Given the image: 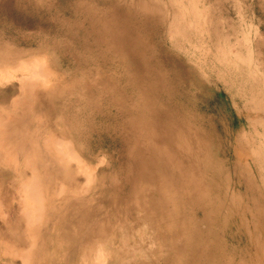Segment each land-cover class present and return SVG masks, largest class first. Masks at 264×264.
<instances>
[{"label": "rangeland", "instance_id": "1", "mask_svg": "<svg viewBox=\"0 0 264 264\" xmlns=\"http://www.w3.org/2000/svg\"><path fill=\"white\" fill-rule=\"evenodd\" d=\"M0 70V264H264V0H0Z\"/></svg>", "mask_w": 264, "mask_h": 264}, {"label": "bare ground", "instance_id": "2", "mask_svg": "<svg viewBox=\"0 0 264 264\" xmlns=\"http://www.w3.org/2000/svg\"><path fill=\"white\" fill-rule=\"evenodd\" d=\"M32 31H33V30H32ZM29 60H30V59H29ZM30 62H32V61H30ZM33 62H35V64H34ZM33 62H32L31 64H29V66H28V64L26 65L25 62H22V61L20 62V63H24L23 65L28 66V67H27L28 71H29V67L31 68V65L34 64V66L32 67L33 71H32V69L30 70V72H31V71H32V72L29 74V75H30V78H29V79H33V78L37 75V73H39V72H36V71H35L36 69H41V68H37V66H36V64H37L36 62H37V61H36V59H34ZM38 62H39V61H38ZM42 62H44V61H41V62L39 63V66L41 65ZM43 65H44V64L42 63L41 66H43ZM45 65H46V64H45ZM20 66H21V65H20ZM35 66H36V67H35ZM39 66H38V67H39ZM41 66H40V67H41ZM18 68H19V67H18ZM23 68H24V66H23V67L21 66V67H20V70L23 69ZM35 68H36V69H35ZM14 69H15V68H14ZM16 69H17V68H16ZM24 69H25V68H24ZM27 69H26V71H27ZM43 69H44V68H43ZM20 70H19V71H20ZM0 71H1V70H0ZM6 72H7V71H6ZM34 72H36V73H34ZM40 72H42V71L40 70ZM2 73H3V72H2ZM2 73H1V74H2ZM13 73H15V72L13 71ZM22 73H23V72H22ZM28 73H29V72H28ZM32 73H33V76H31ZM6 74H7V73H6ZM41 74H42V73H41ZM3 75H5V74H3ZM9 75H11V74H9ZM25 75H26V74H25ZM38 75L40 76V74H38ZM45 75H47V72H46ZM48 75H49V74H48ZM48 75H47V76H48ZM39 76H38V77H39ZM50 76H51V75H50ZM50 76H49V77H50ZM2 77H3V76H2ZM2 77L0 76L1 82H2V79H3ZM4 77L7 78L6 75H5ZM21 77H22V76H21ZM40 77H41V76H40ZM27 78H28V77H26V79H27ZM35 78L37 79V77H35ZM8 79H9V78H8ZM12 79H14V78H12ZM17 79H18V78H17ZM22 79L24 80V77H23ZM39 79H40V78H39ZM39 79H38V81H39ZM41 79H42V81L44 80L43 77H42ZM48 79H49V78H48ZM9 80H10V79H9ZM18 80H19V79H18ZM3 81H4V79H3ZM5 81H6V80H5ZM45 81H46V79H45ZM45 81H44V83H45ZM48 81H49V80H48ZM16 82H18V81H16ZM20 82H21V86H19V87H20V91H19V92H20V99H21V101H20L19 104H18L19 101H15V102H13V103H12V106H16L17 104H18V106H20V105H22V103H23L24 105H25V103H29L30 105L33 106V104H34L33 100H34L35 97H36V96H35V94H36V93H35V88H37V87H35V84H34L33 81L31 82V81H26V80H24V81H20ZM20 82H19V83H20ZM40 82H41V81H40ZM3 83H4V82H3ZM41 83H42V82H41ZM41 83H40V84H41ZM46 83H47V82H46ZM46 83H45V84H46ZM8 84H9V83H8ZM15 84H16V83H15ZM50 84H51V83H50ZM53 85H54V84H53ZM9 86H10V85H9ZM17 86H18V85H17ZM37 86H38V85H37ZM6 87H7V86H6ZM45 87H46V86H45ZM37 89H42V87H41V88H37ZM14 91H15V90H14ZM38 91H39V90H38ZM44 91H45V90L42 89V92H44ZM17 93H18V92H17ZM34 93H35V94H34ZM37 93H38V92H37ZM37 95H38V94H37ZM15 96H16V95H15ZM15 96H13V97H15ZM38 96H39V95H38ZM41 97H42V96H41ZM8 98L10 99V98H12V97H8ZM15 98H16V97H15ZM36 98H37V97H36ZM42 98L44 99L45 97H42ZM49 98H50V97H49ZM13 99H14V98H12L11 100H13ZM16 99H17V98H16ZM37 99H38V101L40 100L39 97H38ZM44 100H45V99H44ZM8 101H10V100H8ZM47 101H49L48 98H47ZM32 102H33V104H31ZM0 103H1V102H0ZM4 103H5V102H2V104H4ZM7 103H10V102H7ZM40 103H43V102L40 101ZM29 104H28V105H29ZM35 104H36V103H35ZM10 105H11V104H10ZM44 105H45V103H44ZM26 106H27V104H26ZM32 106H30V108H33ZM1 107H2V106H1ZM8 107H9V106H8ZM16 107H17V106H16ZM20 107H21V106H20ZM38 107H39V106H38ZM45 107H46V106H45ZM9 108H10V107H9ZM11 108H12V107H11ZM22 108H23V107H22ZM22 108H21V109H22ZM26 108H27V107H26ZM39 108H40V107H39ZM0 109L3 110V107L0 108ZM13 109L17 111V108H13ZM13 109H12V110H13ZM19 109H20V108H19ZM35 109H36V107H35ZM37 109H38V108H37ZM5 110H7V109H4L3 112L0 111V149H1V152H2V149H4L5 146H7L6 144L9 142V139H7V138L5 137V135H6L7 133L11 132V131L9 130V128L11 127V125H13V128H14V124H17V123H13V124H12V122H13L14 119H13L12 121H10V120L8 119L10 116H9V115H8V116H7V115H4V114L6 113V112H4ZM26 110L28 111V109H26ZM33 110H34V109H33ZM33 110L29 109V111H31V112H30L31 115H32V111H33ZM47 110H48V109H47ZM47 110H46V112H47ZM34 111H35V110H34ZM21 112H22V111H21ZM41 112H42V111H41ZM44 112H45V109H44ZM48 112H49V111H48ZM30 113H29V114H30ZM39 113H40V111H39ZM23 114H24V113H23ZM40 114L43 115L44 113H40ZM40 114H39V115H40ZM49 114H50V113H49ZM12 115H14V114L12 113ZM24 115H25V114H24ZM26 115H28V114H26ZM33 115H34V114H33ZM33 115H32V116H33ZM36 115H37V114H35L34 116L36 117ZM42 115H41V117H42ZM29 116H30V115H29ZM32 116H31V117H32ZM43 116H44V115H43ZM16 117H17V116H16ZM41 117H40V118H41ZM12 118H13V117H12ZM12 118H11V119H12ZM14 118H15V117H14ZM18 118H20L19 115H18ZM26 118H27V117H26ZM28 118H29V117H28ZM28 118H27V119H28ZM43 118H44V117H43ZM48 118H49V117H48ZM35 119H36V118H35ZM44 119H47V118H44ZM15 120H17V118H16ZM41 120H42V119H41ZM18 121H19V120H18ZM47 121H48V120H47ZM20 122H23V121H20ZM20 122L18 123V125H19V124L21 125ZM34 122H35V121H34ZM39 122H40V121H39ZM45 123H46V122H45ZM34 124H35V123H34ZM20 125H19V126H20ZM46 125H47V124H46ZM16 126H17V125H16ZM23 126H24V124H23ZM31 127H32V126H31ZM13 128H12V130H13ZM15 128H16V127H15ZM18 128H19V127H18ZM18 128H16V129H18ZM29 128H30V127H29ZM6 129L9 130V132H6V131H7ZM16 129H15L14 131H16ZM21 129H22V130H23V129L25 130V129H26V126H25V128L23 127V128H21ZM19 130H20V128H19ZM22 130H21V132H22ZM24 130H23V132H24V134L26 133V135L28 134V132H29V133L32 132V131H31V128L28 129V130H30V131H28V132H26V131H24ZM32 130H33V129H32ZM38 131H39V130H38ZM16 132H18V131H16ZM16 132H15V133H16ZM21 132H19L20 134H19V133H16V136L18 135V137H19V136L23 133V132H22V133H21ZM12 133H13V132H12ZM47 133H49V132H47ZM51 133H52V132H50V134H51ZM3 134H5V135H3ZM10 135H11V136H10ZM28 135H29V134H28ZM35 135H36V134H35ZM35 135H34V136H35ZM51 135H52V134H51ZM55 135H56V134H55ZM55 135H54V137H55ZM24 136H25V135H24ZM9 137H12V134H11V133H9ZM14 137H15V136H14ZM18 137H17V139H18ZM22 137H23V134L21 135V137H19V139L22 138ZM23 138H24V140H26V136L23 137ZM33 138L36 139V137H33ZM45 138H47V137L45 136ZM10 139H11V138H10ZM19 139H18V140H19ZM43 139H44V137H43ZM52 139H53V138H52ZM52 139H49V142H48L46 139H45V140L47 141V144H48V143L51 144V142H52V143L54 142L53 145H55V144L57 143L58 146L60 145V144H59L60 142H63V139H62V141H61L60 138H58V139L60 140L59 142H58L57 140L55 141V139H54V141H52ZM30 140H31V138H30ZM7 141H8V142H7ZM12 141H16L15 138H14V140L12 139ZM19 141H20V140H19ZM22 141H23V139H21V142H22ZM27 141H28V140H27ZM42 141H43V140H42ZM46 141H45V143H46ZM16 142H18V141H16ZM16 142H14V143H16ZM21 142H20V146H22ZM64 142H65V140H64ZM23 143H25V142L23 141ZM29 143L31 144V143H33V142L31 141V142H29ZM65 143H68V142H65ZM12 144H13V143H12ZM33 144H34V143H33ZM63 144H64V143H62V145H60L61 149H60V148H59V149H55V148H58V146L54 148L55 151L57 152L56 155L58 154L57 157L59 156V161H61L62 163L64 162V163H68V164H70V163H72V161H73V160H71V159L75 158V151H74V152H73V151H72V152L69 151V150L72 149V145H71V143H70V145H67L68 148L70 147V149H68L67 146H65L66 144H64V145H63ZM24 145H25V144H24ZM27 145H29V144H27ZM35 145H36V144H35ZM35 145H34V146H35ZM53 145L51 144L50 147H52ZM18 146H19V145H18ZM20 146H19V147H20ZM62 146H63V147L65 146V147L63 148ZM8 147H9V146H8ZM19 147H18V148H19ZM31 147H32V145H31ZM35 147H37V148L39 149V145H36ZM47 147H49V146H47ZM28 148H29V147H28ZM32 148H34V147H32ZM32 148H31V149H32ZM62 148H63L64 150H62ZM65 148H66L67 150H65ZM7 149H8V148H7ZM7 149H6V150H7ZM10 149H11V150L8 149V150H9L8 153H10V152H14V151H15V150H14L15 148H13V149L10 148ZM19 149H20V148H19ZM41 149H43V148H41ZM6 150H5L4 152H6ZM28 150H29V149H28ZM32 150H33V149H32ZM34 150H36V148H35ZM45 150H47V149H45ZM25 151H26V150H25ZM29 151H30V150H29ZM37 151H40V149L37 150ZM1 152H0V153H1ZM27 152H28V151H27ZM46 152H47V151H46ZM48 152H49V149H48ZM69 152H70V153H69ZM73 153H74V154H73ZM5 154H7V152L4 153V155H5ZM11 154H12V153H11ZM17 154H19V153H16V155H17ZM23 154H24V153H23ZM31 154H32V152H31ZM37 154H38V153H37ZM45 154H46V153H45ZM50 154H51V153H50ZM69 154H73V155H72L73 158L70 159V157L68 156ZM2 155H3V152H2ZM8 155L10 156V154H8ZM24 156H25V155H24ZM49 156H50V155H48V157H49ZM67 156H68V157H67ZM2 157H3V156H2ZM2 157H1V158H2ZM4 157H5V156H4ZM11 157H14V155L11 156ZM20 157H21V156H20ZM20 157H19V158H20ZM26 157H27V156H26ZM29 157H30V156H29ZM36 157H37V156H36ZM43 157H44V155H43ZM22 158H23V157H22ZM37 158H39V157H37ZM41 158H42V157H41ZM158 158H159V157H158ZM3 159H4V158H3ZM5 159H7V158L5 157ZM5 159H4V160H5ZM14 159H15V158H14ZM52 159H53V158H52ZM67 159H70L71 162L69 163V161H68ZM76 159H77V158H76ZM78 159H79V158H78ZM78 159H77V160H78ZM4 160L2 161V159H1V161H2L3 163L5 162ZM7 160L11 162V158H10V157H9ZM23 160H24V162H25V157L23 158ZM74 160H75V159H74ZM8 161H7V163H8ZM12 161H13V162H16L17 160H16V159H15V160L12 159ZM36 161H39V160H36ZM18 162H19V161H18ZM22 162H23V161H22ZM22 162H21V163H22ZM24 162H23V164H22L23 166H24ZM27 162H28V161L25 162L26 165H27ZM31 162H33V161H31ZM53 162H54V161H53ZM3 163H2V165H5V164H6V166H7V165H9V166L11 165V166H12V164H7V163L3 164ZM42 163L45 164V162H41V164H42ZM16 164H17V163H16ZM16 164H15V165H16ZM34 164H35V163H34ZM34 164H33V165H34ZM37 164H38V163H37ZM39 164H40V163H39ZM44 164H42L43 167L46 166V165H44ZM160 164H161V163H160ZM22 165H21V166H22ZM26 165H25V166H26ZM51 165H52V164H51ZM53 165H54V164H53ZM57 165H58V164H57ZM63 165H64V164H63ZM27 166H28V165H27ZM29 166H30V167L32 166L31 163H30ZM34 166H35V165H34ZM37 166H39V170L42 169V168L40 169V166H41V165H37ZM48 166H49V165H48ZM48 166H47V167H48ZM69 166H70V165H69ZM158 166H159V165H158ZM160 166H161V165H160ZM3 167H4V166H3ZM16 167H17V166H16ZM61 167H62V166H61ZM75 167H77V166H75ZM78 167H80V165H79ZM5 168H6V167H5ZM8 168H9V167H8ZM13 168H14V165H13ZM48 168H49V167H48ZM50 168H52V167H50ZM54 168H55V167H54ZM68 168H71V167H68ZM80 168H81V167H80ZM27 169H28V167H27ZM34 169H36V168H34ZM71 169H72V168H71ZM77 169H78V168H77ZM93 169H94V168H93ZM13 170H14V169H13ZM32 170H33V169H32ZM51 170H52V169H49V172H50ZM16 171H17V170H16ZM25 171H26V170H25ZM35 171H36V170H34L33 172H35ZM44 171L46 172V169H45ZM44 171H43V172H44ZM54 171H55V170H54ZM56 171H57V168H56ZM80 171H81V169L78 170V172H80ZM39 172H40V171H39ZM45 172H44V173H45ZM86 172H87V171H86ZM86 172H85V173H86ZM51 173H52V172H51ZM55 173H56V172H55ZM55 173H54V174H55ZM58 173H60V172H58ZM72 173H73V171H72ZM76 173H77V172H76ZM85 173L82 172V174H85ZM87 173H88V172H87ZM92 173H93V172H92ZM21 174H22V173H21ZM30 174H31V173H30ZM36 174H37V173H36ZM47 174H48V172H47ZM65 174H66V173H65ZM65 174H64V175H65ZM68 174H69V173H68ZM15 175H16V174H15ZM25 175H26V174H25ZM38 175H39V174H38ZM43 175H44V174H43ZM52 175H53V174H52ZM69 175H70V174H69ZM69 175H68V177H69ZM71 175H72V174H71ZM73 175H74V174H73ZM73 175H72V176H73ZM76 175H77V174H76ZM27 176H28V175H27ZM27 176H26V178H27ZM31 176H33V175H30V179H29L28 181H25V182L31 183L30 186L33 184V182H35V184H34L35 186L32 185V186H33L32 188L35 189V190L37 191V187H36L37 185H36V183H39V182H37V180H38V179H37L38 176H37V178H36V176H34V177H31ZM39 176L41 177V175H39ZM53 176H54V175H53ZM60 176H62L61 173H60ZM74 176H75V175H74ZM89 176H90V175H89ZM58 177H59V176H58ZM77 177H78V176H77ZM83 177H84V175H83ZM83 177H82V179H83ZM41 178H42V177H41ZM44 178H45V177H44ZM71 178H72V177H71ZM73 178H74V177H73ZM79 178H80V177H79ZM17 179H18V176H17ZM17 179H16V181H17ZM22 179H23V178H22ZM22 179H21V183L23 182ZM34 179H37V180L35 181ZM42 179H43V178H42ZM54 179H55V177H53V180H54ZM59 179H60V178H59ZM62 179H63V178H62ZM11 180H13V179H11ZM23 180H24V179H23ZM46 180H47V179H46ZM51 180H52V179H51ZM66 180H67V179H65V181H66ZM72 180H73V179H72ZM89 180H91V178H90ZM19 181H20V180H19ZM19 181H18V183H19ZM86 181H87V180H86ZM43 182H44V181H43ZM54 182H55V180H54ZM87 182H88V181H87ZM23 183H24V182H23ZM56 183H57V182H56ZM24 184H25V187H26V186H27V185H26L27 183H24ZM24 184H23V185H24ZM42 184H43V183H42ZM51 184H52V182H51ZM83 184H84V183H83ZM19 185H20V184H19ZM53 185H54V184H53ZM84 185H85V184H84ZM86 185H87V184H86ZM88 185H89V184H88ZM12 186H13V185H12ZM20 186H22V185H20ZM20 186H19V188H20ZM30 186H29V187L27 186V188H30ZM43 186H44V185H43ZM62 186H63V185H62ZM25 187H22V191L25 189ZM40 187L42 188V186H40ZM48 187H49V186H48ZM50 187H51V186H50ZM50 187H49V188H50ZM54 187H55V186H54ZM57 187H59V185H57ZM65 187H66V186H65ZM19 188H18V189H19ZM27 188H26V189H27ZM32 188H31V190H32ZM59 188H61V187H59ZM86 188H87V186H86ZM86 188H85V189H86ZM7 189H8V188H7ZM18 189H16V191H17ZM39 189H40V188H38V190H39ZM27 190H28V189H27ZM31 190H30V191H31ZM41 190H43V189H41ZM73 190H74V188H73ZM22 191H21V192H22ZM30 191L28 190L27 192L30 193ZM32 191H33V190H32ZM32 191H31V192H32ZM36 191H33L32 193L35 195V194H36ZM74 191H75V190H74ZM21 192H19V194H21ZM24 192H26V191L24 190ZM47 192H48V191H46L45 193H47ZM58 192H60V193H57V192H56V195L59 194V196H60V195H61V192H62V188L60 189V191L58 190ZM15 193L17 194V192H15ZM50 193H51V192H50ZM71 193H72V192H71ZM83 193H84V191H83ZM33 194H32V195H33ZM39 194L41 195V193H39ZM86 194H87V192H86ZM56 195H55V196H56ZM62 195H63V194H62ZM72 195H73V194H72ZM84 195H85V194H84ZM3 196H4V195H3ZM59 196H58V197H59ZM65 196H67V195H65ZM68 196H69V195H68ZM73 196H74V195H73ZM81 196H82V195H81ZM25 197H26V196H25ZM33 197H34V196H33ZM53 197H54V196H53ZM71 197H72V196H71ZM77 197H78V196H77ZM7 198H8V197H7ZM7 198H6V200H8ZM39 198L41 199V201H42V199H43V201H44V196H43V197H40V196H39ZM48 198H49V197H48ZM62 198H63V197H62ZM66 198H67V197H66ZM66 198H65V200H67ZM69 198H70V197H69ZM69 198H68V199H69ZM1 199H2V198H1ZM31 199H32V198H31ZM37 199H38V198H37ZM71 199H72V198H71ZM71 199H70V200H71ZM74 199H75V198H74ZM78 199H79V198H78ZM90 199H91V198H90ZM4 200H5V199H4ZM9 200H10V199H9ZM29 200H30V199H29ZM12 201H13V200H12ZM12 201H11V203H12ZM20 201H22V200H20ZM23 201H24V200H23ZM35 201H36V204L39 205V208H38V207H31V206H30L31 209L29 208V209L27 210V208L29 207V206L27 207V205H28L27 203H28V202H26V204H27L26 206H22V207H25L26 211H25V212L22 211V212H24V213H23L24 216H23L21 219L24 218V221L26 222V226L28 227L27 230H28V232L31 231V234H33L32 236H34V232H35V234H36V232L38 231V230H37V231L32 232L33 229H37V227H38V226L36 225L37 227H36V228H33V227L35 226L34 223H36V222L39 221V220H40V222H41V221L43 222V219H44V218L46 219V217H47V216L45 215L46 212H47L46 209H47V207L49 206V205L45 206V207H46V209H45V210H46L45 214H44L43 211H41V212H43L42 214H44L46 217L43 216V217H44V218L42 217L43 219H42V218H39V220H37V215L40 216L39 214L41 213V212H40V210H41V205H40V204H42V203L39 202L40 200H36V199H35ZM35 201L33 200L32 203L35 202ZM45 201H47V200H45ZM45 201H44V202H45ZM58 201H59V200H58ZM80 201H81V200H80ZM4 202H5V201H4ZM4 202H3V203H4ZM38 202H39V204H38ZM44 202H43V203H44ZM51 202H53V201H51ZM62 202L64 203V201H62ZM85 202H86V201H85ZM89 202H90V201H89ZM1 203H2V202L0 201V204H1ZM21 203H23V202H21ZM46 203H47V202H46ZM48 203H49V202H48ZM48 203H47V204H48ZM53 203H54V202H53ZM56 203H57V202H56ZM90 203H92V201H91ZM75 204H76V203H75ZM79 204H80V203H79ZM23 205H24V203H23ZM44 205H45V204H44ZM44 205H43V206H44ZM84 205H85V204H84ZM91 205H92V204H91ZM91 205H90V206H91ZM20 206H21V204H20ZM56 206H57V205H56ZM2 207H3V205H2ZM7 207H8V206H7ZM26 207H27V208H26ZM70 207H71V206H70ZM80 207H81V206H80ZM16 208H17V207H16ZM49 208H50V207H49ZM71 208H72V207H71ZM19 209L22 210V208H19ZM19 209H17V210H19ZM42 209H43V207H42ZM54 209H56V208H54ZM90 209H91V208H90ZM9 210H10V209H9ZM59 210H60V209H59ZM65 210H66V209H65ZM83 210H84V209H83ZM92 210H94V209H92ZM0 211H1V210H0ZM90 211H91V210H90ZM2 212H3V211H2ZM20 212H21V211H20ZM20 212H19V214H20ZM22 212H21V213H22ZM67 212H68V211H67ZM75 212H76V211H75ZM83 212H84V211H83ZM93 212H94V211H93ZM93 212H91V213H93ZM76 213H77V212H76ZM76 213H75V214H76ZM79 213H80V212H79ZM79 213H78V215H80ZM2 214H4V212H3ZM2 214L0 213V216H1V217H2ZM16 214H17V212H16ZM63 214H64V212H63ZM4 215L8 216L7 214H4ZM4 215H3V216H4ZM20 215L22 216V214H20ZM87 215H88V214H87ZM85 217H86V214H85ZM3 218H4V217H3ZM17 218H18V217H17ZM36 220H37V221H36ZM8 221H9V220H8ZM8 221H7V222H8ZM10 221H11V220H10ZM16 221H17V219H16ZM84 221H85V220H84ZM0 222H1V219H0ZM19 222H20V220H19ZM46 222H47V221H46ZM54 222H55V221H54ZM79 222H80V221H79ZM2 223H3V221H2ZM4 223H5V222H4ZM23 223H24V222H23ZM51 223H52V222H51ZM0 224H1V223H0ZM36 224H37V223H36ZM46 224H47V223H46ZM60 224H61V223H60ZM1 225H2V224H1ZM13 225H14V224H13ZM44 225H45V223H44ZM50 225H51V224H50ZM3 226H6V225H3ZM11 227H13V226H11ZM16 227H17V226H16ZM42 227H43V226L41 225L40 228L42 229ZM12 229H13V228H12ZM23 230H24V229H23ZM51 230H52V229H51ZM25 231H26V230H25ZM39 232H40V231H39ZM42 233H43V232H42ZM14 235H16V234H14ZM39 235H40V234H39ZM39 235H38V236H39ZM28 236H29V237H27V238H32V237H30L31 235H29V233H28ZM36 237H37V234H36ZM36 237H35V238H36ZM9 238H10V237H9ZM33 238H34V237H33ZM37 238H38V237H37ZM39 238H40V236H39ZM10 239H11V238H10ZM3 240H4V239H3ZM3 240H2V241H3ZM5 240H6V239H5ZM5 240H4V241H5ZM51 240H52V239H51ZM57 240H58V239H57ZM4 241L2 242V243H4L3 245L6 244V242H4ZM7 241H8V240H7ZM28 241H30V239H29ZM55 241H56V240H55ZM60 241H61V240H60ZM11 242H12V241H11ZM58 242H59V241H58ZM0 243H1V241H0ZM35 243H36V242H35ZM9 244H10V243H9ZM9 244H8V245H9ZM33 244H34V243H33ZM33 244H32L31 246L29 245L30 247H29V248L27 247V249H31V247L33 246ZM1 245H2V244H1ZM3 245H2V246H3ZM6 246H7V245H6ZM10 247H11V246H10ZM3 248H4V247H3ZM6 248H7V247H6ZM32 248H33V247H32ZM1 249H2V248H1ZM4 249H5V248H4ZM4 249H3V250H4ZM11 249H12L11 252H13V248H11ZM35 249H36V248H35ZM37 249H38V247H37ZM15 250H16V249H15ZM25 250H26V249H25ZM25 250H24V248H23V250H22L23 252L21 253V255L25 252ZM20 251H21V250H20ZM27 251H28V250H27ZM27 251H26V252H27ZM43 251H44V250H43ZM4 252H5V251H4ZM6 252H8V250H7ZM15 252H16V251H15ZM15 252H14V253H15ZM29 252H30V251H29ZM34 252H35V250H34ZM14 253H13V254H14ZM18 253H19V252H18ZM30 253H31V252H30ZM32 253H33V252H32ZM9 254H10V253H9ZM13 254H12V255H13ZM15 254H16V253H15ZM15 254H14V255H15ZM63 254H65V253H63ZM100 254H101V252H100ZM7 255H8V254H7ZM12 255H11V256H12ZM14 255H13V258H14ZM65 255H66V254H65ZM96 255H97V254H96ZM11 256H10V257H11ZM22 256H24V255H22ZM27 256H28V255H27ZM27 256H26V257H27ZM31 256H32V255H30V258H31ZM15 257H16V255H15ZM26 257H25V258H26ZM32 257H33V256H32ZM93 257H94V256H93ZM97 257H98V256H97ZM16 258H17V257H16ZM28 258H29V257H28ZM30 258H29V259H30ZM62 259H63V258H62ZM102 259H104V258L102 257ZM102 259L100 258L101 261H102ZM26 260H27V259H26ZM13 261H14V260H13ZM23 261H25L24 258H23ZM33 261H34V258H33ZM101 261H100V263H102ZM26 262H27V261H26ZM27 263H28V262H27ZM27 263H25V264H27ZM37 263H38V262H37ZM74 264H75V263H74ZM103 264H104V262H103Z\"/></svg>", "mask_w": 264, "mask_h": 264}]
</instances>
